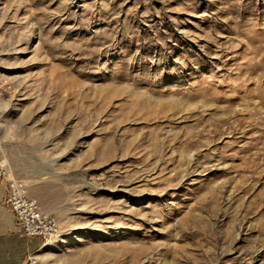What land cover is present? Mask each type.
Instances as JSON below:
<instances>
[{
	"label": "rangeland",
	"instance_id": "1",
	"mask_svg": "<svg viewBox=\"0 0 264 264\" xmlns=\"http://www.w3.org/2000/svg\"><path fill=\"white\" fill-rule=\"evenodd\" d=\"M0 125L20 264H264V0H0Z\"/></svg>",
	"mask_w": 264,
	"mask_h": 264
},
{
	"label": "built area",
	"instance_id": "2",
	"mask_svg": "<svg viewBox=\"0 0 264 264\" xmlns=\"http://www.w3.org/2000/svg\"><path fill=\"white\" fill-rule=\"evenodd\" d=\"M2 147V128L0 125V152ZM0 181L5 195L3 205L14 215L17 226L27 239L40 240L42 246L57 244L62 237L59 220L45 212L39 203L29 195L22 180L14 178L0 160ZM26 264H36L34 257L28 256Z\"/></svg>",
	"mask_w": 264,
	"mask_h": 264
},
{
	"label": "crops",
	"instance_id": "3",
	"mask_svg": "<svg viewBox=\"0 0 264 264\" xmlns=\"http://www.w3.org/2000/svg\"><path fill=\"white\" fill-rule=\"evenodd\" d=\"M7 169L12 175L10 168ZM4 195L3 182L0 181V264H20L26 252L49 246H42L40 240L23 237L14 215L3 205Z\"/></svg>",
	"mask_w": 264,
	"mask_h": 264
}]
</instances>
